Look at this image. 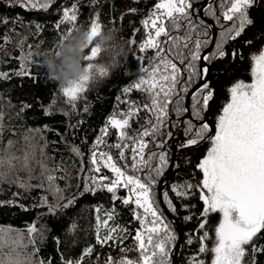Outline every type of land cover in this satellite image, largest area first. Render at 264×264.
<instances>
[{"label": "snow or ice", "instance_id": "6c2138e0", "mask_svg": "<svg viewBox=\"0 0 264 264\" xmlns=\"http://www.w3.org/2000/svg\"><path fill=\"white\" fill-rule=\"evenodd\" d=\"M51 2L54 0H49V3H41L40 0H8L11 5L18 4L31 9H47ZM255 3L256 0H218V7L215 3H208L207 7L201 6L203 14L211 13L222 29L221 39L215 43L214 52L203 57L202 49L213 41L209 26L199 18L200 9L195 6L194 0H158L143 19L145 34L138 45L139 52L152 50L154 54L148 58V66L141 67L143 75L125 87L123 95L127 97L133 90H137L144 95V99L135 101L117 97L119 104L125 105V108L120 109L118 105L113 110L88 153L86 191L92 194L106 191L111 194L113 204L119 200L123 205H132V217L139 224L133 237L138 256L135 259L126 255L119 259L108 256L104 264H169L171 246L176 236L170 223L166 222L164 210L154 198L153 189L157 178L169 164L167 142L172 138L173 132L168 129L175 128L180 123L184 125L183 132L186 137L180 145L181 148L196 146L203 140L210 143L206 155L196 165L202 173V179L195 185L186 182L172 188L175 197L181 200L190 198L194 188L199 190V198L204 205L197 229L198 232L202 230L199 252L211 251V264H258V255L264 254V243H261L264 240V46L249 57L252 63L251 82L239 79L228 87L229 98L216 118L215 130L213 131L207 122H194L203 121L202 113L208 109L214 96V89L210 87V81L207 79L209 68L200 67L198 62L201 58L210 61L227 55L223 49L225 38L236 40L253 23L249 10ZM129 11L134 13L138 10ZM217 12L219 15H216ZM77 13L75 3L71 7L63 8L62 19L56 28L59 29L60 24L64 22L74 25ZM221 20L229 23L221 24ZM0 22L8 24L9 21L5 17L0 18ZM73 30L74 28H70L61 34L60 40L71 35ZM88 30L90 48L86 60L89 61V74L68 86L61 85L60 89L66 103L73 108L80 94L86 91L92 81L93 73L105 77L109 72L108 69L92 63L101 51L99 47L91 46L93 38L103 31L98 13L91 18ZM3 39L9 42L11 36L5 35ZM26 39L27 37L22 38L20 44ZM131 43L136 42L132 40ZM245 43L251 45L253 41L248 40ZM31 47L29 45V49ZM48 51H57V43ZM32 55L29 50L21 56L19 75L30 74L26 64ZM231 56L234 60L244 59L243 54L237 51H233ZM139 59L142 62L143 56ZM0 78L7 79L8 74L0 73ZM198 81L203 82L192 92L191 118L180 121L179 117L189 112L184 106L186 94ZM28 107L31 106L23 105L21 112ZM141 111L147 114V118L134 129L132 123L138 122ZM172 113L177 117L174 121H171ZM46 114H51L50 110L46 109ZM4 130V113L0 111V143L3 142ZM110 130H116V142L111 144L107 140ZM28 131L31 133L37 130ZM24 142L25 145L19 150V154L13 151V140H8L7 145L0 148V183L7 180L12 173L25 172L27 182L18 175L15 181L9 182H15L19 188L25 190L32 187L43 188L47 184L48 190L56 193L57 203H49L47 197L40 203L47 207L50 214L55 215L57 211L73 206L75 197L62 205L59 203L64 199L63 190L54 184L56 173L63 172L64 176L60 178H69L68 168L63 160L60 164L49 167L44 159L46 143L39 144L35 136L27 134L24 136ZM150 144L156 150L148 151ZM72 152L81 158L79 171L83 172L84 154L79 147H73ZM113 152L116 155H113ZM51 159L52 157H48V160ZM35 166L40 168L39 176L34 174ZM103 170H107L111 175L103 174ZM33 179L39 180L40 183L32 185L30 182ZM120 189L127 190L125 197L118 195ZM14 196H19V193ZM164 202L168 211L178 213L179 209L167 192L164 193ZM3 203L5 202L0 201V205ZM20 207L27 210L24 205ZM183 207L189 208L187 205ZM100 211L99 206L95 208V239L97 244L103 246L117 239L119 233H127L128 229L109 224L116 215L115 206L104 211L103 219L99 215ZM211 213H219L221 219L214 229V245L207 249L204 242L210 239L206 226L209 224ZM184 220H192V215H186ZM77 227L73 222L69 232L74 233ZM102 229L105 230L103 236ZM13 231L10 228H0V264H51V261L34 259L38 249L31 253L27 251V244L35 243L34 234L38 231L35 225L28 229L27 244L20 233L13 234ZM59 243L57 238V244ZM93 248L91 245L86 247L76 259L64 258L62 255L63 264H84V258L92 254ZM121 251L126 253L130 249ZM192 264L205 262L193 257Z\"/></svg>", "mask_w": 264, "mask_h": 264}, {"label": "trees", "instance_id": "16d2710c", "mask_svg": "<svg viewBox=\"0 0 264 264\" xmlns=\"http://www.w3.org/2000/svg\"><path fill=\"white\" fill-rule=\"evenodd\" d=\"M209 0H194L195 6L205 18L211 19L217 31L216 40L221 39L222 31L220 24L216 22L211 13L204 15L203 7ZM41 3H49V0H40ZM158 0H54L50 7L40 8H24L20 5H11L8 0H0V18H7L8 24L0 22V73H7L8 78H0V111L4 113L5 130L3 133V142L0 148L7 145L8 140L15 141L13 151L22 149L25 145L24 136L32 135L36 137L39 144H45L46 155L44 157L49 167L60 164L63 160L68 168L69 178H60L64 176L63 172L56 173L57 179L55 186L63 190V200L59 203L62 205L68 199L75 197L73 206L57 211L55 215L48 212L47 207L41 205V200L47 197L49 203H57L56 193L48 190V185L43 188L32 187L29 190L19 188L15 182L17 175L20 179L27 182V173H12L8 179L0 183V201H4L0 205V228L12 229L13 234L20 233L24 242L27 244L29 240L28 229L35 225L37 232L34 234V244H27V251L35 252L34 259L40 261H51V264H63L61 256L69 259L79 258L83 249L88 246H94L90 256L84 258V264H104L108 256L119 259L121 256L135 259L138 252L135 250L136 229L139 227L137 221L132 217V205H123L119 200L113 201L111 194L106 191H97L92 194L86 191L88 183V161L89 148L100 133V129L105 125L106 120L112 114L113 110L119 105L120 109H124L125 105L119 104L117 97L121 99H130L135 101H143L144 95L133 90L127 97L123 95V89L133 82L137 81L143 73L141 67H147L149 60L154 53L148 50L140 53L138 45L144 39L145 30L142 21L152 10ZM76 4L78 8L77 20L74 25L69 22L60 24L57 29L56 25L62 19V9L71 7ZM209 3H215L218 7V0H212ZM203 6V7H201ZM130 9H137V12H131ZM99 14L100 22L103 30L111 29L118 31L119 39L123 41L125 51L127 52L126 60L121 57V66L115 70H110L105 77H99L97 80L91 81L85 92L80 94L75 102V108L66 103V98L61 93V84L52 78L43 64L40 53L49 50L61 39V34L66 33L70 28H74L72 33L81 27L89 29L91 18ZM219 15V12L216 13ZM250 19L253 21L244 33L236 40H227L223 43V49L227 53L223 58H214L206 63L210 66L209 81L210 87L214 89L213 99L209 102L208 109L202 113L203 121L195 120L196 124L207 122L209 125L215 126L216 118L224 103L229 98L228 87L233 82L243 79L251 82L252 63L249 59L253 52H257L264 46V0H256L255 5L249 10ZM199 18L201 16L199 15ZM221 24H228L221 20ZM209 34L213 41V29L209 23ZM11 36L9 42H5L3 37ZM27 37L21 45L22 38ZM135 40L136 43H131ZM252 40L253 43L248 45L245 41ZM93 43V40H92ZM31 45V49H29ZM202 49L201 55L211 46ZM215 45V44H214ZM214 45L212 50L214 52ZM33 55L26 64L29 69V75H19L22 63L21 56L28 51ZM59 53V48L57 47ZM115 51H119L117 48ZM237 51L243 54L244 59H233L231 53ZM208 53V54H209ZM89 54V50H88ZM115 54V53H113ZM143 56V61L139 57ZM102 62L100 55L92 63L98 64ZM201 66V62H198ZM202 81L194 84L189 92ZM189 92L185 97L186 100ZM30 105L21 112L23 105ZM192 100L190 99V113ZM46 109L51 114H46ZM87 109V110H85ZM171 111V109H170ZM187 113L179 117L180 121ZM147 114L144 111L139 113V120L132 123V127L138 128L144 123ZM191 118V117H190ZM174 113L171 114V121L176 120ZM188 119V118H186ZM169 121V123H171ZM184 125L180 123L175 128L168 130L173 132V136L167 142L169 151V164L163 174L157 178V183L153 189V195L159 203V207L163 210V206L159 201L158 187L159 183L167 176L173 157V144L177 141L176 160L169 181L163 183L162 200L165 209L171 216H168L164 210L166 222L170 226L176 236L172 242L171 252L169 256V264H173L175 247L178 240V232L176 227V218L181 226L182 233L189 234L193 241L190 245H182L178 255V263L184 260V255L189 251L200 254V259L205 264H211L213 253L206 250L204 253L199 252L201 241L199 239L202 234L197 231L200 221V213L204 207L200 200L199 190L193 189V194L188 199H177L172 192L171 184L174 182L183 183L190 180L193 185L202 179V173L196 167L199 161L206 155L210 147L207 140L201 141L198 145L181 148L180 145L186 139L183 132ZM29 129L37 130L29 132ZM108 143L116 142V130H110L107 137ZM73 147H79L83 155V172L79 171L81 158L72 152ZM156 150L151 144L148 151ZM113 155H116L113 152ZM48 157H52L48 160ZM39 159V153L37 154ZM40 168L35 166V175L39 176ZM103 174L111 175L107 170H103ZM32 185H38L39 180L33 179ZM167 192L169 197L174 200L177 208V214L168 211L167 204L164 202V193ZM19 193V196H14ZM120 197L127 195V190L120 189L118 191ZM14 201V203H7ZM24 205L27 210L20 207ZM184 205L189 208L183 207ZM194 205L195 207H191ZM100 207L99 215L104 218V211L115 206L116 215L113 221H109L110 225H117L121 228H127L128 232L119 233L117 239L109 241L107 245H99L95 239V208ZM192 215V220L185 221L186 215ZM221 219L219 213H211L209 216V224L206 226L209 231L210 239L205 241L207 249H211L215 240V226ZM75 222L77 230L74 233L69 232L70 225ZM105 234V230H101V236ZM57 238L60 243L57 244ZM264 243V240L261 241ZM121 249H130V251L122 252ZM99 258V259H98ZM258 264H264V254L258 255Z\"/></svg>", "mask_w": 264, "mask_h": 264}, {"label": "clouds", "instance_id": "9594fccd", "mask_svg": "<svg viewBox=\"0 0 264 264\" xmlns=\"http://www.w3.org/2000/svg\"><path fill=\"white\" fill-rule=\"evenodd\" d=\"M89 35V30L81 27L57 42L59 54L57 51L48 50L40 53L48 73L61 85L68 86L89 74L87 71L89 61L86 60L90 48ZM118 37V31L108 29L93 38L91 46L99 47L101 50L99 55L102 62L97 65L108 71L121 66V57L125 60L127 58L123 41ZM117 48L119 51H115ZM98 78L99 76L93 73L92 81Z\"/></svg>", "mask_w": 264, "mask_h": 264}, {"label": "water", "instance_id": "95a60500", "mask_svg": "<svg viewBox=\"0 0 264 264\" xmlns=\"http://www.w3.org/2000/svg\"><path fill=\"white\" fill-rule=\"evenodd\" d=\"M212 0H209L205 3V6L204 7H207L208 3L211 2ZM200 16L201 18L206 21L207 23H209L213 29V43L212 45L201 55L202 57L204 55H207L213 48V45L215 44V40H216V35H217V31H216V27L214 25V23L212 22L211 19H208V18H205L202 13L200 12ZM201 62V66L204 67V66H207L209 68V72H210V66L206 63V61H204L202 58L200 60ZM207 79H209V75L207 77ZM203 82V81H202ZM201 82V83H202ZM197 84L188 94V97H187V100H186V108L189 109V112L186 114V116L183 118V120H185L186 118H190L191 117V113H190V105H189V101L191 99V96H192V92L195 91V89L197 87L200 86V84ZM178 141V140H177ZM173 148H174V151H173V157H172V162H171V165H170V169H169V172L167 174V176L165 177L164 180H162L160 183H159V187H158V197H159V201L160 203L162 204L164 210L166 211L167 215L168 216H171L169 214V212H167V210L165 209V206L163 204V200H162V187H163V183L164 182H168L169 179H170V175H171V172H172V169H173V166H174V163H175V160H176V152H177V146L175 145V142L173 144ZM174 221L176 222V227H177V232H178V240H177V243H176V247H175V253H174V257H173V264H178V255H179V251H180V247H181V244H182V241H183V235H182V230H181V226L178 222V220L176 218H174Z\"/></svg>", "mask_w": 264, "mask_h": 264}, {"label": "rangeland", "instance_id": "374dc122", "mask_svg": "<svg viewBox=\"0 0 264 264\" xmlns=\"http://www.w3.org/2000/svg\"><path fill=\"white\" fill-rule=\"evenodd\" d=\"M213 129V131L215 130V126H213V124L210 125ZM178 140V139H177ZM177 140H175V145L177 146ZM186 182H191L190 180H186L185 182L183 183H179V182H174L171 184V189L174 187V186H177V185H183L185 184ZM192 183V182H191ZM183 235V241H182V245H190L193 241L192 237L187 234V233H182ZM191 238V243H189V239ZM193 257H196L197 259H200V254H195V253H192V252H187L185 255H184V260L182 262H179L178 264H192V259Z\"/></svg>", "mask_w": 264, "mask_h": 264}, {"label": "bare ground", "instance_id": "6f19581e", "mask_svg": "<svg viewBox=\"0 0 264 264\" xmlns=\"http://www.w3.org/2000/svg\"><path fill=\"white\" fill-rule=\"evenodd\" d=\"M174 167V166H173ZM173 170V169H172ZM172 173V172H171Z\"/></svg>", "mask_w": 264, "mask_h": 264}]
</instances>
